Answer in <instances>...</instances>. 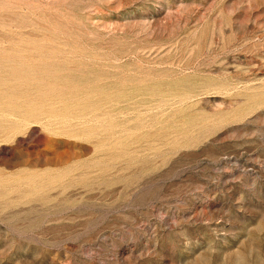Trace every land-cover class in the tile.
<instances>
[{"label": "rangeland", "instance_id": "1", "mask_svg": "<svg viewBox=\"0 0 264 264\" xmlns=\"http://www.w3.org/2000/svg\"><path fill=\"white\" fill-rule=\"evenodd\" d=\"M0 264H264V0H0Z\"/></svg>", "mask_w": 264, "mask_h": 264}]
</instances>
